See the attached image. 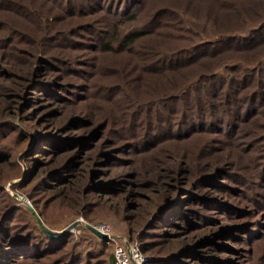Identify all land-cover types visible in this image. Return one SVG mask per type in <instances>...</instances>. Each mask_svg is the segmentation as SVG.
<instances>
[{
	"label": "rangeland",
	"instance_id": "obj_1",
	"mask_svg": "<svg viewBox=\"0 0 264 264\" xmlns=\"http://www.w3.org/2000/svg\"><path fill=\"white\" fill-rule=\"evenodd\" d=\"M116 244L264 264V0H0V264Z\"/></svg>",
	"mask_w": 264,
	"mask_h": 264
},
{
	"label": "built area",
	"instance_id": "obj_2",
	"mask_svg": "<svg viewBox=\"0 0 264 264\" xmlns=\"http://www.w3.org/2000/svg\"><path fill=\"white\" fill-rule=\"evenodd\" d=\"M100 233L105 235L110 242H114L108 235L107 228H100ZM115 244V242H114ZM114 264H144L145 258L141 255L137 247L129 244L115 245L113 251Z\"/></svg>",
	"mask_w": 264,
	"mask_h": 264
},
{
	"label": "trees",
	"instance_id": "obj_3",
	"mask_svg": "<svg viewBox=\"0 0 264 264\" xmlns=\"http://www.w3.org/2000/svg\"><path fill=\"white\" fill-rule=\"evenodd\" d=\"M130 18H132L133 20H135V19L137 18V15H132ZM118 23H120V22H117L116 24H118ZM119 25H121V24H119ZM119 25L114 26L115 30L119 27ZM116 36H117V35H116ZM116 36H114L113 38L115 39ZM140 36H142V33H140V32H129V33L125 34V35L122 37V39L120 40V42H119V49H120L119 51H122L124 48L133 45V44L135 43V41L138 40V39L140 38ZM261 42H262V41H261ZM261 42H258L257 45L261 44ZM111 46H112V40L108 41V42L105 43V44H102V46H101L102 51H101V52H104V53L113 52ZM245 46H246V47H243V48H239V47H238V48H236V49H237V51H238L239 49H242V51H244L245 49H250V48H252V46H254V43H252V44H250V45H245ZM238 85H242V81L239 82ZM167 97H168V95H166L165 97H163V99H164V98H167ZM51 161H52V160L50 159V160L47 162V165H46V166L51 165V164H52ZM56 177H57V175H54V174H53V175H51L49 178H54V179H55ZM139 248H140V247H139ZM140 253H141V255H143V254L145 253V251H142L141 248H140ZM175 254H176V253H175ZM155 258H156V257H151L152 260H155ZM156 260H157V259H156ZM55 262H61V260H56ZM112 262L114 263V259H112ZM155 263H157V261H153L152 263H148V264H155Z\"/></svg>",
	"mask_w": 264,
	"mask_h": 264
},
{
	"label": "water",
	"instance_id": "obj_4",
	"mask_svg": "<svg viewBox=\"0 0 264 264\" xmlns=\"http://www.w3.org/2000/svg\"><path fill=\"white\" fill-rule=\"evenodd\" d=\"M28 210L33 214V216L36 218L38 225L42 231V233L50 240H58L64 236L69 235L70 233V228H74L75 226H77L78 223H74L73 225H71L69 228H67L66 230H64L63 232L59 233V234H55L52 232H49L47 230H45V228L43 227L41 221L39 220V218L36 216L34 210L28 206ZM87 229L93 233L97 238L107 241V237L105 235H103L102 233H100L99 231H97L95 228L87 226Z\"/></svg>",
	"mask_w": 264,
	"mask_h": 264
}]
</instances>
